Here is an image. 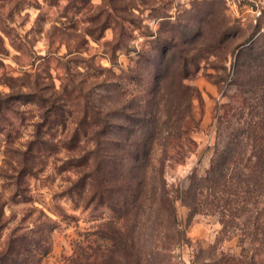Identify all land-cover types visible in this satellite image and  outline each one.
Wrapping results in <instances>:
<instances>
[{
    "label": "rangeland",
    "instance_id": "374dc122",
    "mask_svg": "<svg viewBox=\"0 0 264 264\" xmlns=\"http://www.w3.org/2000/svg\"><path fill=\"white\" fill-rule=\"evenodd\" d=\"M174 36L179 50L167 54ZM241 51L261 64L264 16L255 22L225 0L180 7L166 0H0V101L21 95L19 119L0 130V252L13 233L32 231L39 248L28 264H70L82 253L80 264H264V198L259 212L237 220L229 212L196 213L185 197L191 178L211 166L221 116L249 96L252 74H235ZM181 84L198 90L197 126L188 158L165 166L171 217L160 195L151 197L156 182L139 208L127 173L96 160L104 147L96 154L95 135L104 115L116 132L149 102L150 115L160 99L174 107ZM41 93L58 98L56 114ZM259 94L264 104L263 86ZM153 160L160 165L158 146ZM21 161L35 174L23 177L27 188L13 198Z\"/></svg>",
    "mask_w": 264,
    "mask_h": 264
},
{
    "label": "trees",
    "instance_id": "16d2710c",
    "mask_svg": "<svg viewBox=\"0 0 264 264\" xmlns=\"http://www.w3.org/2000/svg\"><path fill=\"white\" fill-rule=\"evenodd\" d=\"M176 39L177 37L174 36L165 44L167 54L171 49L178 52L179 45L175 44ZM256 61V57L245 51L239 52L237 56L235 74L239 76L246 72L248 75L252 74L253 77L246 83L249 96L238 101V104L228 105V109L221 116L220 135L214 148L209 170L200 178L195 175L191 178V187L189 191H186L185 197L190 209L196 213L202 211L229 212L231 217L241 220L242 214L245 212H259V206L263 202L264 104L263 101L259 102L261 99L259 92L261 87H264V56L259 66ZM249 62L251 65L246 71H243L242 69ZM179 90L182 98L179 103L174 104V107L163 103L161 99L159 100V108L162 103L164 104L165 117L163 120L159 115L161 111L159 108L154 109V115L147 113L149 102L144 106V108L147 107L145 112L139 113V116L133 121L128 118L131 121L116 132L111 131L112 120L109 115H104L100 122L101 129L95 135L98 148L96 154L101 151V147H104L103 153L95 157L96 160L102 162L106 160L107 167L111 166L113 161L112 166L115 170L121 168L123 170L121 175L127 173L135 185L136 200L141 201L142 205L139 208L143 207L145 198L150 200L144 194L147 184L149 185L151 181L152 184L156 182L151 188L152 190L155 188V193L153 192L151 197L160 198L161 209L169 212L171 217L175 213V201L167 195L165 166L167 161L176 162L188 158L194 143L190 134L197 126L192 99L197 96L198 90L182 84L179 86ZM20 97L21 95L17 97L10 94L0 101V130L13 127L14 119H19L16 116L15 105ZM39 97L49 103V109H51L49 113L56 114L58 98L47 97L45 99L46 97L42 93ZM258 107H263V112L257 111ZM246 110L248 112L245 114ZM101 113L102 111L99 109L97 115ZM11 114L13 117L8 116ZM246 115L249 118L245 119ZM227 130L232 132L227 135ZM112 133H117L115 138H108ZM8 136L10 137L11 133ZM71 136L73 140L80 139L77 133ZM155 146L161 149V162L158 166L154 165L153 160ZM111 149L117 151L116 158L109 155ZM21 165L19 168H13L16 173V176L11 178L15 188L13 198L22 194L21 192L27 188L24 190L21 188V185L25 183L23 177H33L35 174L34 170L25 164V161H21ZM80 179L82 180V177ZM63 219H68V217L65 216ZM227 222L229 220H224V224L227 225ZM17 230L22 231L23 229ZM32 234V231L13 233L4 250L0 252V264H28L27 259H31L33 252H36L34 248H39L33 244L35 238H32ZM40 236L45 237L44 233ZM81 256L82 259L79 258ZM83 259H85L84 253L79 254L77 259H73L70 264H80Z\"/></svg>",
    "mask_w": 264,
    "mask_h": 264
},
{
    "label": "built area",
    "instance_id": "2783aa9c",
    "mask_svg": "<svg viewBox=\"0 0 264 264\" xmlns=\"http://www.w3.org/2000/svg\"><path fill=\"white\" fill-rule=\"evenodd\" d=\"M173 7L189 6L203 0H166ZM236 10L246 11L257 22L264 16V0H225Z\"/></svg>",
    "mask_w": 264,
    "mask_h": 264
}]
</instances>
